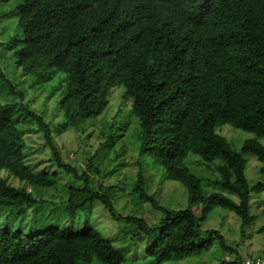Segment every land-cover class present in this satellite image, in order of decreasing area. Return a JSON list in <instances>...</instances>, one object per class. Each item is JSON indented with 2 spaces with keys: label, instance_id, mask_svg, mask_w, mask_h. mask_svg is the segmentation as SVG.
Here are the masks:
<instances>
[{
  "label": "trees",
  "instance_id": "obj_1",
  "mask_svg": "<svg viewBox=\"0 0 264 264\" xmlns=\"http://www.w3.org/2000/svg\"><path fill=\"white\" fill-rule=\"evenodd\" d=\"M16 1L20 45L14 54L23 74L32 76L29 87L56 71L64 74L58 104L64 127H76L100 114L110 90L123 86L122 98L130 100V113L141 129L140 153L162 167L165 180L185 187L187 203L178 209L161 204L147 191L139 165L130 195L150 204L160 217L147 224L140 216L117 214L115 186L94 190L87 175H78L63 160L43 113L21 102L25 91L16 90L0 67V169L29 185L53 184L55 172H37L27 164L25 135L37 131L50 160L75 178L83 177V187H67L69 216L96 200L113 219L134 228L130 241L122 238L115 245L94 227H48L26 235L0 226V264H76L58 254L74 248V242L88 252L81 264H121L126 258L164 264L208 250L214 240L226 253L218 264H244L246 257L241 260L218 230L200 224L220 206L248 225L253 219L250 191L264 188L262 181L249 186L242 155L251 153L264 163V145L248 138L237 151L217 131L229 124L264 135V0ZM189 153L213 172L206 182L235 194L237 201L206 191L202 178L184 164ZM35 203L30 189L0 176V206L24 216Z\"/></svg>",
  "mask_w": 264,
  "mask_h": 264
},
{
  "label": "rangeland",
  "instance_id": "obj_2",
  "mask_svg": "<svg viewBox=\"0 0 264 264\" xmlns=\"http://www.w3.org/2000/svg\"><path fill=\"white\" fill-rule=\"evenodd\" d=\"M16 2V0H0V41L2 42L0 67L17 85H15L16 90L20 88L25 91L21 102L37 113H43V118L49 123L55 145L60 150L63 160L71 164L78 175H87L89 184L94 190L109 185L115 186L116 196L113 203L117 214L140 216L147 224L156 222L160 217V212L153 209L150 204L135 201L130 195L139 165L142 166L146 178L147 191L153 193L161 204L170 209L186 207L185 187L176 180H165L162 167L146 154L140 153L141 129L138 119L130 113V100L122 98L123 86L117 85L110 90L108 104L100 114L81 121L76 127H64L63 111L58 104L63 84L66 82L64 74L56 71L38 86L29 87L32 76L23 74L14 54V50L20 45L17 15L14 13ZM55 87H58V90L50 95ZM1 100L8 102L4 97H1ZM217 131L225 136L237 151L240 150L242 142L248 138H256L264 145V135L236 129L229 124L219 126ZM111 133L112 137H107ZM25 139L28 144L27 164L37 172L49 174L55 172L57 177L51 185H29L12 177L6 169H0V176L6 177L15 186L30 189L36 198L35 205L29 208L24 216L16 214L10 207L0 206V226L20 230L26 235L48 227L70 231L94 227L115 245H120L123 242L122 238L126 242L130 241L133 226L113 219L96 200L78 210L75 217L71 218L65 202L68 196L67 187H83V177L77 179L72 172L68 173L58 168L55 162L50 160V151L43 145L42 137L37 131L27 133ZM242 155L246 161L245 176L249 186L257 181L264 183V163L251 153H242ZM184 164L189 171L202 178V186L206 191L213 189L237 201L235 194L206 182L214 174L197 155L189 153L184 159ZM263 201L264 188L259 192L250 191L249 212L253 219L246 226H242L240 218L233 211L220 206L213 207L200 226L203 229L218 230L225 237L227 245L236 249L241 260L245 257L257 256L264 259ZM76 243H73L74 248L71 246L62 249L63 251L58 250L59 257L65 261L81 264L88 257V252L81 244ZM224 254L226 253H223L214 240L208 250L171 262L218 264L220 259L224 258ZM139 262V259L136 262L126 258L121 264Z\"/></svg>",
  "mask_w": 264,
  "mask_h": 264
},
{
  "label": "built area",
  "instance_id": "obj_3",
  "mask_svg": "<svg viewBox=\"0 0 264 264\" xmlns=\"http://www.w3.org/2000/svg\"><path fill=\"white\" fill-rule=\"evenodd\" d=\"M244 264H264V260L260 257H246L244 260Z\"/></svg>",
  "mask_w": 264,
  "mask_h": 264
}]
</instances>
